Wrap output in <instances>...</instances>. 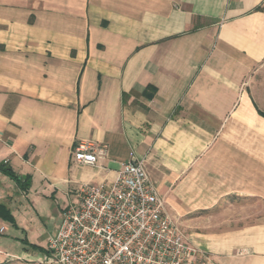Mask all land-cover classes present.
Returning a JSON list of instances; mask_svg holds the SVG:
<instances>
[{
  "label": "crops",
  "instance_id": "1",
  "mask_svg": "<svg viewBox=\"0 0 264 264\" xmlns=\"http://www.w3.org/2000/svg\"><path fill=\"white\" fill-rule=\"evenodd\" d=\"M131 158L203 264H264V0H0V264Z\"/></svg>",
  "mask_w": 264,
  "mask_h": 264
},
{
  "label": "built area",
  "instance_id": "2",
  "mask_svg": "<svg viewBox=\"0 0 264 264\" xmlns=\"http://www.w3.org/2000/svg\"><path fill=\"white\" fill-rule=\"evenodd\" d=\"M103 156L90 141L72 150L81 165H95ZM76 196L46 253L25 264H203V255L166 215L142 159L124 163L112 183L84 185Z\"/></svg>",
  "mask_w": 264,
  "mask_h": 264
},
{
  "label": "trees",
  "instance_id": "3",
  "mask_svg": "<svg viewBox=\"0 0 264 264\" xmlns=\"http://www.w3.org/2000/svg\"><path fill=\"white\" fill-rule=\"evenodd\" d=\"M3 167L5 165H2ZM4 173L8 174L12 179H14L17 184H19L20 187H22V184H20V181L15 177L13 176L8 170H4V169H1ZM0 218L5 220V221H9L11 222L12 221V217L10 216L9 212L3 207V206H0Z\"/></svg>",
  "mask_w": 264,
  "mask_h": 264
},
{
  "label": "rangeland",
  "instance_id": "4",
  "mask_svg": "<svg viewBox=\"0 0 264 264\" xmlns=\"http://www.w3.org/2000/svg\"><path fill=\"white\" fill-rule=\"evenodd\" d=\"M166 212V211H165ZM168 214V213H167ZM166 214V215H167ZM168 218L172 221V223H174L177 227H179V229L181 230L182 228H181V215H178V216H176V217H174V219L173 218H171L170 216H168ZM182 231V230H181ZM22 247L21 246H19V251L20 252H22V249H21ZM29 255H32L31 254V252L29 253ZM34 257L35 258H41L42 256L40 255V254H34Z\"/></svg>",
  "mask_w": 264,
  "mask_h": 264
}]
</instances>
